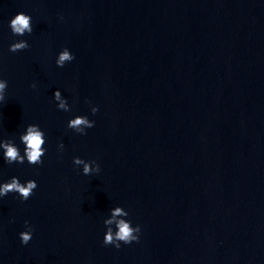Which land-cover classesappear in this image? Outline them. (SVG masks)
<instances>
[{"label": "water", "instance_id": "obj_1", "mask_svg": "<svg viewBox=\"0 0 264 264\" xmlns=\"http://www.w3.org/2000/svg\"><path fill=\"white\" fill-rule=\"evenodd\" d=\"M19 12L30 35L9 28ZM0 77V139L47 135L42 165L0 158V181L38 183L0 200V264H264V0H0ZM117 205L142 229L120 249L103 244Z\"/></svg>", "mask_w": 264, "mask_h": 264}, {"label": "clouds", "instance_id": "obj_2", "mask_svg": "<svg viewBox=\"0 0 264 264\" xmlns=\"http://www.w3.org/2000/svg\"><path fill=\"white\" fill-rule=\"evenodd\" d=\"M63 19V17H61ZM9 28L13 36L23 37L33 32L32 17L24 12L15 14L9 21ZM26 39H19L9 45V51L19 52L29 48ZM75 59L74 53L64 47L56 56L57 67H64L67 63ZM33 88L36 87L34 83ZM8 81L0 77V104L6 100ZM56 107L64 112H71L72 106L66 97L62 95L60 89L53 93ZM99 111L98 106L91 107V113L95 115ZM95 121L88 115H74L67 121V128L79 135H87V130L94 127ZM47 135L39 124L30 123L19 135V143L14 137L0 139V158L8 165L24 164L42 165L43 157L47 154ZM22 145V147H21ZM65 145L61 141L57 145V150L63 153ZM73 164L82 170L85 176L100 172V165L95 160H85L79 156L73 157ZM38 183L35 179L21 181L18 176H11L7 180L0 181V200L10 193H15L22 202L27 201L37 189ZM106 231L103 236V244L120 249L122 245H130L139 242L141 235V225L133 224L129 218V212L122 206H115L109 209L107 217L103 221ZM25 230L19 233V239L23 245H27L33 236L34 229L29 221H24Z\"/></svg>", "mask_w": 264, "mask_h": 264}]
</instances>
